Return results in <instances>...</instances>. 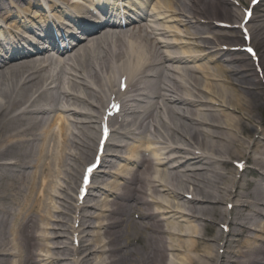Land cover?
<instances>
[{
  "label": "bare ground",
  "instance_id": "bare-ground-1",
  "mask_svg": "<svg viewBox=\"0 0 264 264\" xmlns=\"http://www.w3.org/2000/svg\"><path fill=\"white\" fill-rule=\"evenodd\" d=\"M59 1L58 8L78 11L88 2ZM237 1L166 0V30L176 18L174 25L210 49L204 51L218 54L220 43L240 37L237 30L233 36L218 34L212 23L225 18L239 25L243 14L232 8ZM8 3L1 0L0 10L12 7ZM253 22L248 23L251 40L264 51V9ZM147 27L96 31L68 53L38 51L0 63V264H174L173 258L178 264H264V242L235 248L226 242L224 254H215L221 240L215 226L225 221L224 203L233 204V237L252 227L264 233V180L256 173L253 181H240L244 186L236 184L224 171L226 162L207 159L214 154L264 168V125L259 134L254 125L264 106V80H257L240 53L222 52L203 82L198 66L171 57L174 46ZM259 65L264 69V53ZM120 76L128 80L127 91L150 96L145 101L134 95L137 109H128L124 122L142 138L170 129L167 140L176 146L158 155L148 145L138 155L141 145L116 143L113 148L126 157L111 154L119 164L112 160L111 170L96 178L108 186L93 190L83 205L68 206L65 198L78 188L79 173L68 161L90 159L97 132L96 117L72 107L105 109L104 99L115 95ZM7 159L14 161L8 163L12 167L1 165ZM163 203L166 210L159 208ZM70 219L78 222V231H70ZM208 231L215 236L205 240ZM74 233L80 235L76 249L67 237ZM198 233L194 240L182 237Z\"/></svg>",
  "mask_w": 264,
  "mask_h": 264
},
{
  "label": "rangeland",
  "instance_id": "rangeland-1",
  "mask_svg": "<svg viewBox=\"0 0 264 264\" xmlns=\"http://www.w3.org/2000/svg\"><path fill=\"white\" fill-rule=\"evenodd\" d=\"M221 20H223V19H221ZM241 43H242V41H241ZM262 53H264V51H263V49H262ZM262 70H263V72H264V69L262 68ZM257 76V75H256ZM257 78H259L260 80H263V73L262 74H260L259 75V77L257 76ZM259 79H257V80H259ZM95 113V112H94ZM260 121H264V107L262 108V110L261 111H259V113L257 114V116H256V120H255V124L256 123H259ZM258 129H259V127H258ZM98 136V135H97ZM259 136V135H258ZM231 161H233V160H231ZM70 165H72V166H74V167H76V168H78L79 170H81V165H79V164H76V163H74V161H71L70 162ZM229 168H230V170H231V177L233 178V180H235V181H238V178L239 177H244L243 178V180H245V181H251L252 179H251V177L245 172V173H243V174H241V175H238V176H235V172H236V170H235V167L231 164L230 166H229ZM70 169V168H69ZM229 169H227V171H230ZM70 171H72V170H70ZM234 173V174H233ZM69 193L71 194V196H67L66 198H65V201H66V203H69V204H71V203H73V197H75L74 196V194L72 193V192H70L69 191ZM224 209H226V206H224L223 207ZM72 224V223H71ZM70 224V225H71ZM254 235H256L255 233H246V235H244V237H242V238H239V242L240 243H246V242H248L249 240H250V237L251 236H254ZM69 237V242L71 243V236H68Z\"/></svg>",
  "mask_w": 264,
  "mask_h": 264
},
{
  "label": "snow or ice",
  "instance_id": "snow-or-ice-1",
  "mask_svg": "<svg viewBox=\"0 0 264 264\" xmlns=\"http://www.w3.org/2000/svg\"><path fill=\"white\" fill-rule=\"evenodd\" d=\"M113 107H117V108H118V106H115V105H114ZM88 171L90 172V171H91V169H89Z\"/></svg>",
  "mask_w": 264,
  "mask_h": 264
}]
</instances>
